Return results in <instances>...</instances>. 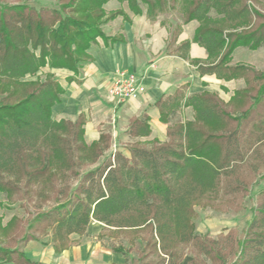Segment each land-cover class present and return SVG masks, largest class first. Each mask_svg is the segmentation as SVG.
<instances>
[{
  "label": "trees",
  "instance_id": "16d2710c",
  "mask_svg": "<svg viewBox=\"0 0 264 264\" xmlns=\"http://www.w3.org/2000/svg\"><path fill=\"white\" fill-rule=\"evenodd\" d=\"M111 1L127 2L136 15L145 10L151 19L181 2L185 23H199L193 42L208 54L200 73L243 79L245 87L228 102L212 93L186 97L182 91L160 99L156 106L169 124L168 141L135 142L129 158L118 151L106 155L112 146L108 133L88 145L82 116L75 122L53 119L65 88L55 74L42 78L39 72L49 67L76 75L90 60L102 26L124 15L106 11ZM240 47H264V15L246 0H60L55 8L39 9L27 0H0V192L12 198L22 192L21 185H41L60 199L69 195L42 215L56 254L73 245L71 235L83 237L92 222H99L131 244L113 246L115 252L128 256L137 241L144 243L137 264H195L193 257L181 259L187 245L219 264H264V190L241 242L232 233L217 240L202 237L194 223V204L212 201L221 191L243 196L264 167V72L229 65ZM27 77L36 80L23 81ZM185 107L192 108L194 120L171 124ZM128 133L148 137L150 117L134 118ZM212 204L223 210L226 201ZM14 222L19 221L10 225ZM22 242L0 245V264H47L29 258Z\"/></svg>",
  "mask_w": 264,
  "mask_h": 264
},
{
  "label": "crops",
  "instance_id": "0c3cea01",
  "mask_svg": "<svg viewBox=\"0 0 264 264\" xmlns=\"http://www.w3.org/2000/svg\"><path fill=\"white\" fill-rule=\"evenodd\" d=\"M120 10L124 15H118L102 26V36L89 49L90 60L81 65L76 75L66 69L49 67L45 68V74H55V78L65 88L61 102L52 109L53 119L75 122L82 116L88 144L98 141L103 133H108L112 136V146L106 155L118 151L129 158V146L135 142L168 141L169 124L161 120V113L156 106L160 99L182 91L186 97L212 93L228 102L236 91L245 87V81L225 80L215 74L200 73L198 66L206 65L208 54L205 48L193 42L197 22L181 25V32L177 33L178 26L168 29L162 26L166 24L160 19V14L151 19L145 10L139 15L127 13L122 8L112 11ZM185 42L191 43L188 49L181 47ZM263 51L262 48L251 50L240 47L233 53L229 65H250L264 70ZM121 72L136 74L140 78L141 92L136 99L117 106L110 100L107 91ZM68 78L74 80L69 82ZM143 114L150 117L151 134L148 137L132 138L128 133L130 123ZM192 120V108L185 107L173 118L171 124ZM96 223L94 238L100 244L105 243L109 237H100V233L105 231V225ZM113 246L114 243L109 262L125 264L130 254L125 256L115 252ZM100 252L98 247L93 248L81 241L59 254L57 261H36L47 264H87L95 261L91 254L97 255Z\"/></svg>",
  "mask_w": 264,
  "mask_h": 264
},
{
  "label": "rangeland",
  "instance_id": "374dc122",
  "mask_svg": "<svg viewBox=\"0 0 264 264\" xmlns=\"http://www.w3.org/2000/svg\"><path fill=\"white\" fill-rule=\"evenodd\" d=\"M6 1L9 3H22L26 0ZM27 1L30 5L39 9L41 7L55 8L56 2H59L60 0ZM61 1L68 2L70 0ZM246 1L251 8L264 15V0ZM115 8H122L127 13H133L131 10H129L127 2L119 3L117 1H111L105 5V9L108 13L113 12L112 10ZM183 12L182 3L179 2L174 8H170L167 11L161 13L160 15L162 16L160 19H162V22L166 24L162 26L166 27L167 29L178 26L177 30L178 33H180L181 29L179 28L181 25H186ZM255 22L256 21L254 18V23ZM104 29H106V27H104ZM261 48L262 50L264 49V47ZM262 53H264V51ZM250 67H252L256 72H264V70L255 69L253 66ZM45 70L46 69L44 68L39 72L42 78H44ZM28 80H36V77H27L23 81ZM179 123L180 122L174 124ZM90 168H92V166L86 167L85 170ZM244 172L247 173L246 171ZM76 184L77 183H73L72 189ZM248 187V190L243 193V196L240 197H229L226 194H223L224 192L221 191L222 193H219L217 196H215L212 201L204 198L200 202L194 204V223L197 233L202 237L208 236L213 240L220 239L222 236L225 237L232 233L237 238L238 242H241L244 239L248 224L255 213L259 193L264 190V167L261 168L256 176H254V179L251 178L250 182L248 183ZM21 188H23L22 192L19 195L14 194L12 198H9L7 195L0 192V245L10 248L16 247L17 245L19 246V243L22 242L21 239L24 237V235H26L25 240L29 239V242L25 245V241L22 242L20 247H23L24 251L29 257H31V259L35 261H57L59 254H56L55 251L53 252L55 240L53 238L52 229L43 220L42 215L52 211L65 201H68L69 195L68 197L65 196L60 199L61 195H58V192L55 193L52 188L43 187L41 185L38 187L32 186L31 188L21 185ZM68 193L69 191L65 192V195ZM215 200L226 201L223 210H216L213 208L212 202ZM14 219L18 220L19 222H14L10 225ZM9 225L10 227L8 228ZM97 225L98 224L96 222H92L86 235L83 237L76 234L71 235L69 237V243H73L74 245L78 242L85 241L86 243L92 245L93 248L98 247L101 250V252L97 255L91 254L92 259L95 261H91L87 264H111V260L109 262V257L112 255L110 253L112 244L114 243L115 246H122L128 249L131 248V244L128 242L125 236H111V233L116 232V230H106V226L104 228L105 231L100 233L102 235V239L107 236L109 238H113L114 242L108 238L106 239L105 243H98V240L95 239V236L93 235V232H96L95 227ZM143 245L144 243L141 241L136 242L132 248V252L128 256V260H125V264L138 263L137 260L139 257V251L142 249ZM184 257H193L195 264H219L213 262V260L207 259L203 255H199L193 245H187L184 247L181 259Z\"/></svg>",
  "mask_w": 264,
  "mask_h": 264
},
{
  "label": "built area",
  "instance_id": "2783aa9c",
  "mask_svg": "<svg viewBox=\"0 0 264 264\" xmlns=\"http://www.w3.org/2000/svg\"><path fill=\"white\" fill-rule=\"evenodd\" d=\"M140 92V78L134 73L121 72L115 77L107 94L110 100L119 106L130 99H136Z\"/></svg>",
  "mask_w": 264,
  "mask_h": 264
}]
</instances>
